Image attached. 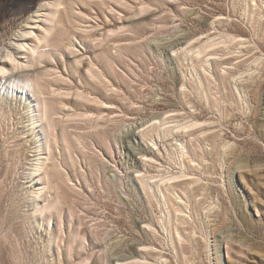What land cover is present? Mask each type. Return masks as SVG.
Here are the masks:
<instances>
[{"label": "rangeland", "instance_id": "1", "mask_svg": "<svg viewBox=\"0 0 264 264\" xmlns=\"http://www.w3.org/2000/svg\"><path fill=\"white\" fill-rule=\"evenodd\" d=\"M29 1L0 0V56L18 25L69 43L43 64L41 175L0 90V264H264V0H35L34 26Z\"/></svg>", "mask_w": 264, "mask_h": 264}, {"label": "bare ground", "instance_id": "2", "mask_svg": "<svg viewBox=\"0 0 264 264\" xmlns=\"http://www.w3.org/2000/svg\"><path fill=\"white\" fill-rule=\"evenodd\" d=\"M60 1H62V0H60ZM82 2H84L85 3V1L86 0H81ZM34 2H35V0H30L29 1V3L27 4V5H25V6H27V8L26 9H21V10H19V9H17L16 11H15V13H16V16H17V20H21L22 18H24V20H22L23 22V24L26 22V24L27 25H29V24H32V25H30V26H34V24L35 25H37V23H38V21H37V23H35L34 21L32 22V20L34 19V17H37V18H39L40 16L38 15V16H36V13L37 14H40L39 12L42 10L41 9V7L39 8V9H37L36 11H34V12H32L33 14H31V12H30V14L28 15V16H26L25 14L27 13V11L28 10H30L31 8H32V6L34 5ZM42 3V2H41ZM58 3H60V2H58ZM62 3V2H61ZM60 3V4H61ZM86 3H87V1H86ZM60 4H57L58 6L60 5ZM40 5V4H39ZM42 6V5H41ZM57 6V8H58V11H60L59 10V7ZM43 8H44V6H43ZM65 8V7H64ZM55 13V12H54ZM59 14V13H58ZM67 17L69 18V21H67V22H70V17H69V15H68V12H67ZM54 17H55V14L53 15ZM57 16V15H56ZM52 18V20L53 19H55V18ZM59 17V16H58ZM61 18H60V21H62L61 23H62V28H63V21H64V17H62V14H61V16H60ZM48 18V17H47ZM46 18V19H47ZM64 18V19H63ZM29 20H31V21H29ZM35 20V19H34ZM38 20V19H37ZM48 20V19H47ZM52 20H51V24H52ZM50 21V20H49ZM55 21V20H54ZM58 21L59 20H56V22H55V24H56V26H57V24H59L60 23V21H59V23H58ZM21 23V22H20ZM60 23V24H61ZM25 24V25H26ZM59 24V25H60ZM70 24H72V21L70 22ZM65 25H67V24H65ZM56 26H53V29H54V27H56ZM18 27H19V29H21L20 30V32H18V34H16L17 32H15L14 33V35H17V39H15L13 42H11L10 44H6V46L8 47L7 49H5L6 50V52H3L2 53V55L0 56V90H3L4 92L7 90V92H11V94H16V93H18V89L19 90H21V91H19V92H21V94H20V102H22V103H24V105L26 106L25 108L27 109V114H28V123L29 124H27V127H30L29 129H28V135L27 136H25L26 138V143H29L30 142V144H29V146H30V148L32 149V151H31V153L32 152H35V154L34 155H31V156H34V157H37L38 156V158L36 159V161L38 160L39 161V163L38 164H35V163H31L32 165H34L35 166V168L34 169H32L33 170V172H35V173H33V174H35V175H41L42 173H41V171L42 170H44L45 169V167H46V163L47 162H45L43 159H42V157H40V155L41 154H43V153H40L39 151H43L44 152V150H45V147H44V145H43V143H44V141H46L47 140V137H43L42 135H44V134H46V131L44 130V127L43 126H45L46 127V125H47V127H48V123H49V126L50 127H53L54 128V125L55 124H53L52 123V121L50 120V119H48V115H50V111H51V109H49L50 111L48 112V97L46 98L45 96V103L42 105H39L41 102L39 101V99L41 98V96L42 95H45V93H48V84L50 83V85H51V83L53 82V80H50L49 78H48V72H42V69H43V67H46V66H43V64H47L48 63V55L50 54V59L51 58H53V51L55 50H58L59 51V49L60 48H62L61 46H63L64 47V45L62 44V43H64V41L66 40V38H67V36H66V32H64L65 30H63V29H60V30H58V31H56V32H58V33H60V35L59 34H57V35H54V39H55V43L53 42V39H49L50 41H52L51 43L53 44V46H54V44H55V47H54V49L53 48H51L50 47V45L52 46V44L50 43V41L48 40V38L49 37H47V35H45V36H41V37H39L38 38V42L37 43H35V45H31V43H29L30 41H28V39H29V35H31L32 33L34 34V31L32 30L34 27H29V26H24V27H21V25H18ZM40 27H41V25H40ZM43 27V26H42ZM32 28V29H31ZM37 28V27H36ZM38 28H39V25H38ZM59 28H61V27H58V29ZM68 28V27H67ZM42 29H44V27L42 28ZM50 29V28H49ZM53 29L51 28V30H48L47 28L46 29H44V31L45 32H47L48 33V31L50 32V31H53ZM56 30V29H55ZM62 30V31H61ZM235 30L236 31H239V33L240 32H244V30H242L240 27H237V28H235ZM43 31V32H44ZM59 31H61V32H59ZM67 31V30H66ZM5 33V32H4ZM50 34H52V32L50 33ZM50 34L48 33V36H50ZM55 34V33H54ZM229 33H227V36H229L228 35ZM231 34V33H230ZM39 35V34H38ZM53 35V34H52ZM231 36V35H230ZM36 37V36H35ZM38 37V36H37ZM232 38H235V36L233 35V36H231ZM237 37H238V35H237ZM236 37V38H237ZM235 38V39H236ZM36 39V38H35ZM217 40V39H216ZM16 41V42H15ZM32 41V40H31ZM37 41V40H36ZM66 41H68V43H69V40H66ZM215 42V41H214ZM220 42V41H219ZM223 42V41H222ZM218 43V40L216 41V43H213L214 44V46H216V44ZM221 43V42H220ZM61 45V46H60ZM70 45H71V43H70ZM70 45H66L67 47L66 48H68ZM74 45V44H73ZM218 45V44H217ZM52 46V47H53ZM211 46H212V48H214L213 47V45L211 44ZM210 46V47H211ZM219 46V45H218ZM60 51H61V49H60ZM201 51H202V49H201ZM201 51H199V52H197V51H195V52H197L196 54H201ZM203 52V51H202ZM1 53V52H0ZM18 53H23V54H29L28 55V57L31 59V60H29V62H32V63H30L31 65L29 66V63H27V64H23V62L18 58V56H17V54ZM213 55V54H212ZM201 56V55H200ZM258 60V59H257ZM33 66V68H30V69H28L27 67H32ZM30 70V71H32L33 73H35V72H37V75H35L36 76V78H33V77H31L30 75H28V74H25V72H26V70ZM235 76L236 75H234V78H235ZM55 81H59V80H57V78L55 79ZM52 86V85H51ZM260 87H261V83L260 82H256L255 84H253V86H252V92L254 93V95H255V97H256V99L258 98V96H259V89H260ZM238 88V87H237ZM31 92L32 93V96H30V95H28V92ZM18 96V95H17ZM33 97H36L35 99H33ZM34 101H36L37 102V105H39L40 107L41 106H43V108L45 107L47 110L45 111V118H43V116H44V114H41V112H42V109H40V111H39V114H36L35 113V111L36 110H34V107H36V105L35 106H33L32 104L34 103ZM51 101H53V102H55V99H51ZM52 102V103H53ZM51 103V102H50ZM36 104V103H35ZM33 106V107H32ZM33 108V109H32ZM44 108V109H45ZM38 109V108H37ZM39 110V109H38ZM46 119V120H45ZM164 123H167V122H164ZM199 124V121L196 119V121L195 120H193L192 121V123L190 124H181V127L182 128H184V129H186V128H194L196 125H198ZM162 125V124H161ZM178 126H180V125H178ZM178 126L177 127H175V128H178ZM194 126V127H193ZM56 127V126H55ZM159 127V126H158ZM180 127V128H181ZM172 128V127H171ZM169 128L170 130H174V128ZM38 130H39V132H41L42 131V133H44V134H42L41 133V135L40 134H38L37 132H38ZM29 131H30V133H29ZM48 131V130H47ZM167 131H169V130H167ZM101 132V131H100ZM97 133H99V131L97 132ZM168 133V132H167ZM34 134H36V136H35V138H33L32 139V136L34 135ZM102 134V133H101ZM165 135H167L166 133H165ZM46 136H47V134H46ZM63 136H65L64 134H63ZM36 137H38V139H36ZM66 137H67V135H66ZM65 140V139H64ZM47 142H48V140H47ZM38 143H41V144H38ZM49 143V142H48ZM47 143V145H50L49 146V148L51 149V144H48ZM181 144H183V143H181ZM180 145V144H179ZM181 146V152H182V154L181 153H179V154H181L180 156L181 157H184L185 155H186V153H185V148H182V145H180ZM178 147V146H177ZM180 148V147H179ZM178 148V149H179ZM47 149V148H46ZM183 149L185 150V151H183ZM180 150V149H179ZM176 154V153H175ZM42 156V155H41ZM187 156H188V154H187ZM186 157V156H185ZM33 159V158H32ZM45 159V158H44ZM1 161V160H0ZM44 165H45V167H44ZM47 169V168H46ZM45 171V170H44ZM1 173V172H0ZM47 173H48V171H47ZM57 172H50L49 173V179H50V181H51V179H56L58 176H56L57 174H56ZM185 176H186V174H184ZM184 175H171V177H169V181H171V183L170 184H173L174 183V185L176 186V184H175V182H180V178H181V176H184ZM30 176V175H29ZM34 176V175H33ZM167 178H168V176H167ZM35 179V178H34ZM167 181V180H166ZM165 181V182H166ZM51 183V182H50ZM165 184V183H164ZM59 185V184H58ZM62 185V184H61ZM60 185V186H61ZM167 185V184H166ZM165 185V186H166ZM179 184H177V186H178ZM59 186V187H60ZM61 188H62V186H61ZM164 193V192H163ZM64 196V195H63ZM177 197L179 198V199H181L180 197H182V196H178L177 195ZM63 199L65 200V201H67L68 202V197L67 198H65V197H63ZM167 199V198H166ZM183 200V199H182ZM170 202V201H169ZM173 202V201H172ZM182 209V208H181ZM57 210V209H56ZM49 211V210H48ZM177 211V210H176ZM178 212H180V211H178ZM54 215H55V212L54 211H52L51 213H50V216H51V218L52 217H54ZM83 232H86V230H87V227L86 226H84L83 227ZM178 231V230H177ZM132 249V248H131ZM13 251V250H12ZM79 253V252H78ZM92 264H94L95 263V259H94V261L93 262H91Z\"/></svg>", "mask_w": 264, "mask_h": 264}]
</instances>
